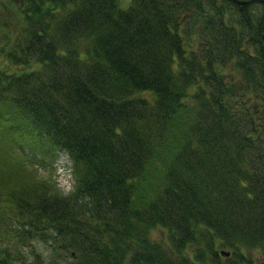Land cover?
Segmentation results:
<instances>
[{
  "label": "trees",
  "instance_id": "1",
  "mask_svg": "<svg viewBox=\"0 0 264 264\" xmlns=\"http://www.w3.org/2000/svg\"><path fill=\"white\" fill-rule=\"evenodd\" d=\"M121 4L0 3V264H264V0Z\"/></svg>",
  "mask_w": 264,
  "mask_h": 264
},
{
  "label": "rangeland",
  "instance_id": "2",
  "mask_svg": "<svg viewBox=\"0 0 264 264\" xmlns=\"http://www.w3.org/2000/svg\"><path fill=\"white\" fill-rule=\"evenodd\" d=\"M13 1L14 0H0V3L3 6L5 2L13 3ZM130 1L131 0H122L121 6L126 7ZM55 156V162L53 163L52 167L48 165L46 168H41L35 165L34 169L37 170V175L40 178H50V180L54 181L61 193L65 195L70 190V188H72L73 183L70 173V161L65 154L60 155V153H57ZM47 164H49V160ZM12 226L14 227V223ZM13 227H11L10 230H12ZM153 236L160 242L166 241V236L163 233L155 232ZM8 241L9 242L4 241L2 243L3 247L5 246L11 248V246L14 245L12 241ZM29 241L26 245H23L21 243L17 244L16 249L23 257L29 259L28 255L31 249L34 250L35 253L39 254L41 258L49 256L51 254L53 249V243L51 241H48L46 243L43 241H39L38 239L31 240L30 242Z\"/></svg>",
  "mask_w": 264,
  "mask_h": 264
},
{
  "label": "water",
  "instance_id": "3",
  "mask_svg": "<svg viewBox=\"0 0 264 264\" xmlns=\"http://www.w3.org/2000/svg\"><path fill=\"white\" fill-rule=\"evenodd\" d=\"M220 255H221V256H224V257H228V256H229V254H228L227 252H223V251L220 252Z\"/></svg>",
  "mask_w": 264,
  "mask_h": 264
}]
</instances>
